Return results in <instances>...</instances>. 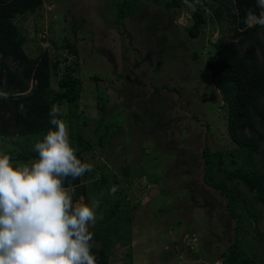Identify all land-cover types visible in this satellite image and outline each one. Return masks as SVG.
<instances>
[{
  "label": "rangeland",
  "instance_id": "1",
  "mask_svg": "<svg viewBox=\"0 0 264 264\" xmlns=\"http://www.w3.org/2000/svg\"><path fill=\"white\" fill-rule=\"evenodd\" d=\"M138 6L139 12L125 25L144 59L137 69L143 87L130 75L138 56L114 23V0H44L35 14L14 21L26 39L28 56L35 58L47 49L61 61V69L75 67L72 75L82 83V100L74 132L95 144L82 153V162L92 165L82 179L88 191L82 202L99 201L96 222L116 201L130 210L131 264H220L233 242L235 221L226 210V199L203 183L201 151L207 144L212 152H222V167L227 170L245 165L243 154L228 137L227 108L206 67L212 44L229 38L230 28L226 21L212 20L206 8L208 22L192 40L186 33L191 8L166 10L162 1L153 0H138ZM66 40L76 46L78 56L70 54ZM94 74L106 78L99 88L105 87L101 95L111 109L99 131L95 128L103 113ZM60 78V72H52L53 91L59 90ZM149 84L176 88L180 97L165 89L155 94ZM60 108L67 125L66 106ZM84 120L88 125L79 132ZM107 122L113 124L109 130L104 127ZM98 135L103 136L101 146ZM0 152L7 153L1 146ZM221 177L223 173L217 178ZM113 186L118 188L114 195ZM236 187L248 200L237 210L243 217L242 246L248 255L258 254L264 261V241L249 223L253 213L255 227L264 236V206L254 203L242 185ZM151 189H156L152 196ZM112 250V264H128V247L116 243Z\"/></svg>",
  "mask_w": 264,
  "mask_h": 264
},
{
  "label": "trees",
  "instance_id": "2",
  "mask_svg": "<svg viewBox=\"0 0 264 264\" xmlns=\"http://www.w3.org/2000/svg\"><path fill=\"white\" fill-rule=\"evenodd\" d=\"M153 1L156 4L162 1L166 10L188 7L184 0ZM43 3L44 0H0V91L11 94L8 99L0 98V146L11 155L12 160L28 162L38 159L33 146L52 127L49 123V111L54 104L65 105L68 111L66 120L69 139L72 146L78 149L77 157L83 161L82 153L92 149L95 144L91 139H85L79 130L88 125L86 120L83 127H77L81 133L74 132L82 100V83L72 75L76 71L75 67L72 65L61 69V61L47 49L35 58L28 56L24 50L26 39L14 21L17 17L27 18L35 14ZM188 4H195V10L191 8V24L186 28L190 39L198 38L202 27L208 22L206 8L211 14L210 18L218 24L226 21L231 33L229 38L221 37L212 44L213 53L206 58V67L211 85L220 93L227 108L228 137L243 154L245 165L235 168L236 170H227L222 167V152H212L207 144L201 151L203 183L226 199V210L235 221L233 242L222 256L220 264H264L260 255L251 257L242 246L243 217L237 210L241 205H247L248 200L236 187V184L242 185L252 196L254 203L264 206V27L257 23L249 26L247 23L250 10L257 16L261 10L257 7V0H188ZM113 11L114 23L138 56L132 64L130 75L143 87L145 83L138 77L137 69L144 59L133 46L130 30L125 25L127 18L139 12L138 0H114ZM65 47L70 54L78 56L76 46L69 40H66ZM53 71L61 74L58 91L51 88ZM121 78L122 75L119 74L117 79ZM92 79L100 91L97 101L99 110L103 113L95 128L99 131L111 109L104 103L101 95L105 87L99 88V83L106 78L94 74ZM148 87L155 94L165 89L180 97V91L176 88L151 84ZM21 104L26 109L24 113L19 111ZM183 109L191 113L189 109ZM190 117L199 121L195 115ZM112 125L107 122L104 127L109 130ZM97 145H103L102 135H98ZM86 173L70 181L76 186L74 203L80 197L85 200L88 198L87 187L82 183ZM221 173L223 177L218 179ZM124 174L128 176L129 172L125 171ZM104 181L103 178L102 183ZM250 215L254 219L249 222L252 229L264 241V236L255 227L257 217L253 213ZM131 223L132 214L127 207L122 208L120 201L104 210L103 217L90 229L93 233L92 254L95 255L97 264H112V249L116 243L121 247H128L126 256L128 264H131Z\"/></svg>",
  "mask_w": 264,
  "mask_h": 264
},
{
  "label": "clouds",
  "instance_id": "3",
  "mask_svg": "<svg viewBox=\"0 0 264 264\" xmlns=\"http://www.w3.org/2000/svg\"><path fill=\"white\" fill-rule=\"evenodd\" d=\"M184 3L195 10V4ZM257 7L259 15L250 10L248 19L264 27V0ZM10 95L0 91V98ZM19 111H26L23 104ZM48 116L52 127L33 146L38 159L13 162L0 152V264H97L89 228L99 201L86 204L80 197L74 203L76 186L70 182L92 165L77 157L60 106L54 104ZM117 190L113 186L110 194Z\"/></svg>",
  "mask_w": 264,
  "mask_h": 264
},
{
  "label": "water",
  "instance_id": "4",
  "mask_svg": "<svg viewBox=\"0 0 264 264\" xmlns=\"http://www.w3.org/2000/svg\"><path fill=\"white\" fill-rule=\"evenodd\" d=\"M156 192V189H151L150 196H152ZM148 198H146L147 200Z\"/></svg>",
  "mask_w": 264,
  "mask_h": 264
}]
</instances>
